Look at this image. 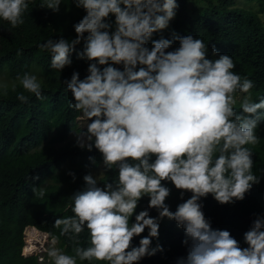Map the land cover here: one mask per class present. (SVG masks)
<instances>
[{"label": "clouds", "instance_id": "clouds-1", "mask_svg": "<svg viewBox=\"0 0 264 264\" xmlns=\"http://www.w3.org/2000/svg\"><path fill=\"white\" fill-rule=\"evenodd\" d=\"M72 2L84 11L73 24L75 37L61 35L37 47L50 53L51 69L61 73L72 66L73 54L87 62L83 78L73 70L63 79L73 97L70 107L86 120L74 133L75 145L95 150L103 170L115 177L100 181L84 174L83 186L71 194L73 214L54 220L59 236L31 225L38 234L24 252L25 226L22 255L51 264H140L163 251L153 241L167 218L184 232L186 251L176 264H264V215L253 213L242 243L230 230L214 228L204 212L209 196L234 205L261 183L253 171V148L261 141L264 98L253 100L254 81L235 72L233 58L203 39L174 29L163 35L178 0ZM29 3L0 0V20L11 28L23 25ZM61 4L43 0L40 8L58 13ZM16 80L21 103L29 102L25 93L45 99L35 73L24 71ZM0 89L7 94V84ZM88 159L95 164L96 156ZM68 174L76 180L75 172ZM173 189L179 192L174 210L167 202ZM45 194L43 188L38 192ZM85 231L87 246L81 240ZM60 237L71 242V253L60 247Z\"/></svg>", "mask_w": 264, "mask_h": 264}, {"label": "trees", "instance_id": "trees-1", "mask_svg": "<svg viewBox=\"0 0 264 264\" xmlns=\"http://www.w3.org/2000/svg\"><path fill=\"white\" fill-rule=\"evenodd\" d=\"M199 1L202 4L193 10L188 8L189 0H178L177 15L163 35L170 36L173 29L181 35L190 33L203 39L209 48L214 45L229 54L236 64L234 71L254 81L253 100L264 98V0H247L261 4L258 11L238 5L235 0ZM42 2L31 0L23 25L11 28L0 20V71L8 78L0 82L8 86L7 94L0 89V264H37L36 255L21 253L23 229L34 225L59 236V229L53 227L55 218L73 214L71 194L83 186L84 174L102 165L95 150L88 152L75 145L71 133L82 129L77 118L80 113L70 107L73 97L63 82L73 70H79L83 78L87 62L73 54L72 66L61 73L51 69L50 53L37 47L61 35L74 38L73 24L84 11L76 8L72 0H64L58 13L41 9ZM18 50H22L19 55ZM24 71L37 72L42 78L44 100L28 93V103L16 99L17 92L23 91L16 76ZM14 85L16 91L12 90ZM257 133L261 141L253 148V171L261 176V183L234 205H221L211 196L204 200V212L212 226L230 230L242 243L253 213L264 215V122ZM89 156H96L95 164ZM69 171L75 172V181ZM114 177V171L103 170L100 180ZM41 188L46 192L43 198L38 195ZM167 202L174 210L179 192L173 189ZM146 204L147 198L141 201V208ZM156 214L152 210V215ZM183 237L175 221L165 218L159 240L153 241V246L159 243L163 251L140 264H176L177 257L186 251L181 243ZM81 240L87 246V231L81 234ZM59 245L71 253L72 244L66 237H60Z\"/></svg>", "mask_w": 264, "mask_h": 264}, {"label": "rangeland", "instance_id": "rangeland-1", "mask_svg": "<svg viewBox=\"0 0 264 264\" xmlns=\"http://www.w3.org/2000/svg\"><path fill=\"white\" fill-rule=\"evenodd\" d=\"M236 1V3L238 4V5H241V6H244V7H249V8H251V9H254V10H261V4H258V3H256V2H251V1H247V0H235ZM202 3L199 1V0H189V2H188V8L189 9H192L193 8V10H197L198 9V7L201 5ZM261 12V11H260ZM261 15H262V13H261ZM171 23H172V21H171ZM171 23H170V26H171ZM33 73H35L37 76L39 75L37 72H33ZM40 79H41V81H42V78L40 77V76H38ZM8 80V78H7V75L5 74V72L4 71H0V82H3V81H7ZM10 82V81H9ZM240 95H243V94H240ZM78 118V124H79V126H80V128H83L84 127V125H85V123H86V120H85V118L81 115V114H79V116L77 117ZM74 133H79V131H73L72 133H71V136L72 137H75V135H74ZM92 173H94L95 175H96V177H97V179L98 180H100V178H101V176H102V174H103V166L101 165L99 168H97L96 170L94 169V170H92L91 171ZM101 181V180H100ZM33 230H35V229H33ZM36 231H38V230H36ZM34 233L32 232V234H31V236H30V238H28V237H26V239H27V241H26V244L23 246V251L24 252H27L28 251V246L30 245L31 246V248L32 247H34L33 246V244L31 243L32 242V240L33 239H35L37 236L36 235H33ZM28 235H29V232H28ZM58 246V245H57ZM59 247V246H58ZM40 258V259H39ZM46 260L47 259H42L40 256H38V261H39V263H37V264H44L45 262H46Z\"/></svg>", "mask_w": 264, "mask_h": 264}, {"label": "bare ground", "instance_id": "bare-ground-1", "mask_svg": "<svg viewBox=\"0 0 264 264\" xmlns=\"http://www.w3.org/2000/svg\"><path fill=\"white\" fill-rule=\"evenodd\" d=\"M35 228L31 227V225H29V227L25 230V233L27 234V237L30 238L32 232L34 233L33 235H37L38 234V231L33 230ZM28 232H29V235H28ZM31 245V244H30Z\"/></svg>", "mask_w": 264, "mask_h": 264}]
</instances>
